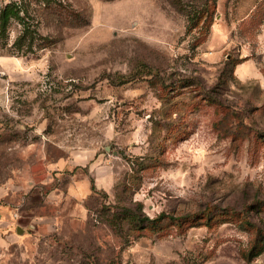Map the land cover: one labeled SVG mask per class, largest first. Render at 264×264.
<instances>
[{"label":"rangeland","instance_id":"1","mask_svg":"<svg viewBox=\"0 0 264 264\" xmlns=\"http://www.w3.org/2000/svg\"><path fill=\"white\" fill-rule=\"evenodd\" d=\"M19 1L0 264H264V0Z\"/></svg>","mask_w":264,"mask_h":264},{"label":"trees","instance_id":"2","mask_svg":"<svg viewBox=\"0 0 264 264\" xmlns=\"http://www.w3.org/2000/svg\"><path fill=\"white\" fill-rule=\"evenodd\" d=\"M213 5L216 0H208ZM174 6L179 10L184 7L181 0L172 1ZM41 3L51 6L60 5L57 0H41ZM176 4V5H175ZM204 14V13H203ZM18 23L20 29L11 43H9V29L12 23ZM38 23L34 21V17L29 14L28 6L23 1L10 0L0 5V52L9 54H28L34 53L36 50L47 46L45 37L38 30ZM258 202L264 204V197H259ZM162 215H159L161 218ZM149 221V219L146 217ZM260 241L256 242L249 249V254L254 256L264 251V243L258 247Z\"/></svg>","mask_w":264,"mask_h":264}]
</instances>
